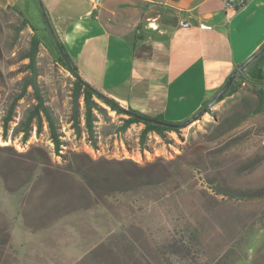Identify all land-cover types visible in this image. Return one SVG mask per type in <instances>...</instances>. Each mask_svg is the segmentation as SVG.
Segmentation results:
<instances>
[{"label": "rangeland", "instance_id": "374dc122", "mask_svg": "<svg viewBox=\"0 0 264 264\" xmlns=\"http://www.w3.org/2000/svg\"><path fill=\"white\" fill-rule=\"evenodd\" d=\"M12 9L0 4V264H104L100 255L111 250L119 257L107 264H264V195L239 196L264 191V105L255 89L241 84L213 116L171 132L174 143L150 134L143 151L142 126L115 134L120 118L101 103L96 150L71 129L72 76L37 33L33 74L22 55L35 31ZM29 80L56 117L61 156L45 121L21 143L17 129L37 104ZM95 171L115 178L102 193L80 190ZM120 234L138 241L130 246Z\"/></svg>", "mask_w": 264, "mask_h": 264}, {"label": "crops", "instance_id": "0c3cea01", "mask_svg": "<svg viewBox=\"0 0 264 264\" xmlns=\"http://www.w3.org/2000/svg\"><path fill=\"white\" fill-rule=\"evenodd\" d=\"M0 0L51 49L60 43L80 75L150 118L178 122L209 102L264 42V0ZM188 23L183 28L180 22Z\"/></svg>", "mask_w": 264, "mask_h": 264}, {"label": "trees", "instance_id": "16d2710c", "mask_svg": "<svg viewBox=\"0 0 264 264\" xmlns=\"http://www.w3.org/2000/svg\"><path fill=\"white\" fill-rule=\"evenodd\" d=\"M12 10L21 18V24L23 27L29 26L28 22L18 11H15V9ZM40 45V38L35 34V32H33L30 37L29 48L22 55L23 59H27L29 61V67L32 68L34 75L35 69L33 65L35 63L36 56L40 50ZM54 45L55 49H49L51 56L56 61V63L59 64L62 68H64L67 72H69L73 78L74 92L72 95V112L69 120V122L71 123V129H73L75 136L79 138L85 135V139L92 145L94 149L97 150L99 148L98 135L96 132V125L94 123L96 121L95 112L101 113L105 110L101 106V103L106 105L120 118L119 123L113 126L115 134H125V132L134 124L142 126L138 135V145L142 151L144 149H149L147 141L150 134L159 136L165 143H174L169 134L171 132H175L177 135H179L180 130L188 125L185 124V121L187 119L178 122H169L163 120L161 117L153 118L161 122L169 123L172 126L160 125L146 120L150 117L142 115L136 111L131 110L128 107L123 106L122 104L112 99L103 90L93 87L80 75L77 68L72 63L70 57L65 52L63 46L57 42ZM243 83H246L250 87H253L255 89L257 99L259 100L260 104L263 103L261 105H264V52L260 54L255 60H253L240 74H238L234 78L231 85L226 90L225 94L214 105L223 101L225 98L234 96L238 92L241 84ZM25 86H31L34 89L37 104L32 110L30 116H28L26 120L22 123V127H18L17 129V132L21 133V143H25L28 140L33 126L36 128V132H41L43 122L45 121L49 130V138L51 139L53 144V153L56 156H61L60 148L62 146L63 141L61 139V133L57 125L56 117L51 112L49 107L43 104L42 97L39 96V94L37 93V86L35 82L29 80L25 84ZM207 104L208 102L203 104L202 107L196 113H199L202 109H204ZM207 113L212 116L215 114V112L212 110H208ZM11 114L12 111L3 119V124L4 126H6V128L8 126V123L12 120ZM201 115L196 120H198ZM49 164L51 165L50 162ZM134 164L135 163H133V165ZM55 167L56 169H58V166ZM67 176H69V179L72 182H76L75 177L70 175ZM49 178L50 182L53 183L55 177L53 175H50ZM114 178L115 177L109 173L95 171L94 173H90L86 176V182L88 187L86 188L82 185H79V188L80 190H83L87 193L90 192V188L94 192L102 193L104 185L110 184ZM143 178H152V175L146 173L145 175H143ZM262 195H264V191L261 189L255 191H246L244 193H240L239 196L243 198H252ZM60 216V214L56 215L55 217H53V219L58 218ZM119 236L121 237L120 240L130 246H135L136 242L138 241V239L126 234H120ZM102 246L103 245L100 244L96 249L88 252L82 258V260H85L93 255L100 254L97 251ZM104 254L100 255L101 257L105 258V260L103 261L104 264L109 263V260H114L119 257V253L113 250Z\"/></svg>", "mask_w": 264, "mask_h": 264}, {"label": "water", "instance_id": "95a60500", "mask_svg": "<svg viewBox=\"0 0 264 264\" xmlns=\"http://www.w3.org/2000/svg\"><path fill=\"white\" fill-rule=\"evenodd\" d=\"M263 52H264V42L234 69V71L228 76L222 87L215 93L212 99L208 102L207 106L204 109H202L199 113H196L195 115H192L190 118H188L185 121V124H190L191 122L196 120L201 114H205L208 112V110H211V107L225 94L226 90L231 85L234 78L238 74H240L253 60H255ZM146 120L160 125L172 126L169 123L161 122L153 118H147Z\"/></svg>", "mask_w": 264, "mask_h": 264}, {"label": "built area", "instance_id": "2783aa9c", "mask_svg": "<svg viewBox=\"0 0 264 264\" xmlns=\"http://www.w3.org/2000/svg\"><path fill=\"white\" fill-rule=\"evenodd\" d=\"M88 1L90 2V4L93 7H95V6H97L99 4L100 0H88ZM172 1H175V0H154V2L158 3V4H166L167 2H172ZM225 2H226V7L232 11L233 15L239 9H241L244 6V4H245L244 0H225ZM180 26L183 27V28H186V27H188V23L182 21V22H180Z\"/></svg>", "mask_w": 264, "mask_h": 264}, {"label": "bare ground", "instance_id": "6f19581e", "mask_svg": "<svg viewBox=\"0 0 264 264\" xmlns=\"http://www.w3.org/2000/svg\"><path fill=\"white\" fill-rule=\"evenodd\" d=\"M51 145H52V143H51Z\"/></svg>", "mask_w": 264, "mask_h": 264}]
</instances>
